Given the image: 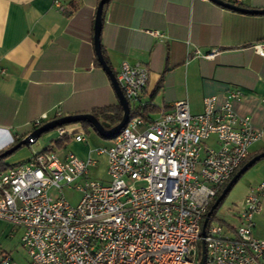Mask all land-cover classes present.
I'll return each mask as SVG.
<instances>
[{
    "label": "built area",
    "instance_id": "2783aa9c",
    "mask_svg": "<svg viewBox=\"0 0 264 264\" xmlns=\"http://www.w3.org/2000/svg\"><path fill=\"white\" fill-rule=\"evenodd\" d=\"M254 50L264 56V43ZM116 77L130 110H144L148 69L123 62ZM239 96L232 93L220 108L215 97H207L196 115L181 101L155 119H130L112 145L100 150L108 158L107 181L91 176L96 160L61 153L52 143L27 162L0 171V222L23 231L28 264H200L207 214L261 139L250 119L232 109ZM45 121L43 116L34 126ZM57 131L58 140L71 136L67 127ZM72 136L85 141L83 135ZM35 141L30 138L29 145ZM140 183L144 186L136 187ZM66 189L81 194L76 206L66 199ZM263 198L264 183L235 208L237 225L212 216L205 264H264V240L253 233ZM0 264L19 263L1 251Z\"/></svg>",
    "mask_w": 264,
    "mask_h": 264
},
{
    "label": "crops",
    "instance_id": "0c3cea01",
    "mask_svg": "<svg viewBox=\"0 0 264 264\" xmlns=\"http://www.w3.org/2000/svg\"><path fill=\"white\" fill-rule=\"evenodd\" d=\"M100 2L0 0V152L36 131L34 123L43 116L47 123L119 105L95 50ZM239 7L264 10V0H240ZM102 18V52L115 75L123 62L149 71L142 101L156 111L148 119L181 101L188 103L192 114H200L205 98L215 97L220 108L238 92L232 109L261 133L250 160L264 153V56L254 50L264 43V15L229 10L211 0H110ZM213 52L212 58L202 57ZM64 127L71 136L62 148L57 146L60 152L96 160L91 176L107 180L108 158L100 150L109 148L112 140H101L81 123ZM44 135L37 151L58 141L57 129ZM72 135H83L85 141L77 142ZM40 137L28 147H35ZM262 183L264 159L239 178L231 190L238 195L233 203L242 205ZM236 207L233 225L239 224ZM254 222V236L264 240V211ZM13 232L12 226L0 222V238Z\"/></svg>",
    "mask_w": 264,
    "mask_h": 264
},
{
    "label": "water",
    "instance_id": "95a60500",
    "mask_svg": "<svg viewBox=\"0 0 264 264\" xmlns=\"http://www.w3.org/2000/svg\"><path fill=\"white\" fill-rule=\"evenodd\" d=\"M109 0H101L99 3L98 9H97V14H96V19H95V37H94V42H95V50L97 54V59L104 71L107 73V75L110 77L113 88L115 90V93L118 97L119 104L122 107L123 110V117L121 121L113 126L110 127L108 123L105 122H100L95 116L92 114H78V115H70V116H65L61 117L55 120H51L47 123H45L43 126L38 128L36 131H34L30 136H28L25 140H23L21 143L16 145L15 147L6 150L3 154L0 155V158L10 156L14 152H16L18 149H20L23 145L29 144L30 138H39L40 136L49 133L51 131H54L58 128L72 125V124H80L82 122H87L89 123L94 130L99 134V136L103 139L106 140H114L117 138L122 130L127 126V124L130 122L131 119V110H130V105L125 97L118 81L115 73L113 70L109 67L107 62L105 61L102 53V46H101V30H102V21H103V13H104V8L105 5L107 4ZM213 3L222 6L226 9L241 12L244 14H251V15H264V10H252V9H246L242 8L239 6H235L229 3H226L222 0H211ZM264 159V153L260 154L250 161H248L240 170L239 172L233 177V179L227 184V186L224 188L222 191L221 195L218 197V199L215 201L213 206L211 207L209 213L207 214V217L204 221L203 228H202V250H201V260L200 264H205L206 261V245L204 238L206 236V229L208 226V223L210 219L212 218V215L214 214L215 210L219 207L221 202L224 201V199L227 197L229 192L232 190L233 186L238 182L239 178L248 170L250 169L253 165H255L258 161Z\"/></svg>",
    "mask_w": 264,
    "mask_h": 264
},
{
    "label": "rangeland",
    "instance_id": "374dc122",
    "mask_svg": "<svg viewBox=\"0 0 264 264\" xmlns=\"http://www.w3.org/2000/svg\"><path fill=\"white\" fill-rule=\"evenodd\" d=\"M46 135H42L40 137V141L38 142V144L35 147H31V149L28 147V145H23L22 148L18 149L15 153H13L10 157H8V165L10 167H14L17 166L19 164H21L22 162H26L27 156L30 155V158L33 156L34 152H41L43 150H39L37 151L40 147H41V139H43ZM26 139V138H25ZM23 139V140H25ZM52 139V140H56ZM101 140L108 142L110 140H106L100 137ZM21 140V141H23ZM20 141V142H21ZM19 143L15 144L14 147L16 145H18ZM48 148V147H46ZM45 148V149H46ZM26 156V157H25ZM25 158V159H24ZM9 167V168H10ZM108 180V179H107ZM107 180H103V181H107ZM144 186V183H140V184H136V187H142ZM65 197L66 199L70 202L71 205L76 206L80 199H81V194L75 190H65ZM59 195L54 192V197H58ZM238 198V195L235 192H230L227 197L224 199L222 205L217 209V211L215 212L214 215V219L217 222H223V223H227V224H231V223H236L231 215H232V211H233V207L234 206H239V204L237 203H233L235 201V199ZM23 235V231L20 229H15L13 234L4 236L0 238V252L4 251L7 253H11L12 257L14 258V260L19 263V264H28V256L25 252V249L22 246L21 243V238Z\"/></svg>",
    "mask_w": 264,
    "mask_h": 264
},
{
    "label": "trees",
    "instance_id": "16d2710c",
    "mask_svg": "<svg viewBox=\"0 0 264 264\" xmlns=\"http://www.w3.org/2000/svg\"><path fill=\"white\" fill-rule=\"evenodd\" d=\"M110 0L107 2V4L105 6H107L109 4ZM103 53V52H102ZM104 57V55H103ZM105 59V58H104ZM106 61V60H105ZM99 64V62H98ZM100 65V64H99ZM162 88V82L159 84L158 88H157V91L160 90ZM156 110L154 108H150V107H146L144 110H132L131 111V119H134V118H137V117H141L143 118L144 120H148V114L149 113H152V112H155ZM93 116H95L100 122H105V123H108L110 125V127H113L115 125H117L122 117H123V110H122V107L119 105L117 106H114V107H106V108H102V109H96L94 110L92 113H91ZM86 129L87 128H92L94 130V128L87 122H82L81 123ZM95 131V130H94ZM96 132V131H95ZM68 141V138H63L61 140H58V141H55L54 144L56 146H58L59 148H62L63 145H64V142ZM20 142V141H18ZM17 142V143H18ZM5 152V150L1 151L0 152V155L3 154ZM10 157V156H6V157H2L0 158V171H4L6 169H8L10 166L5 164V160ZM250 160V158H249ZM243 167V166H242ZM241 167V168H242ZM240 168V169H241ZM239 169V170H240ZM238 170V171H239ZM237 171V172H238ZM236 172V173H237ZM235 186V185H234ZM233 186V187H234ZM225 188V187H224ZM223 188V189H224ZM223 189L221 190V192L219 193L218 197L221 195ZM231 192V191H230ZM217 197V198H218ZM223 202H221V204L219 205V207L222 205ZM218 207V208H219ZM217 208V209H218ZM217 209L215 210V212L217 211ZM215 212L214 214L212 215L214 217L215 215ZM201 250H202V244L200 243L199 244V257L201 256Z\"/></svg>",
    "mask_w": 264,
    "mask_h": 264
}]
</instances>
